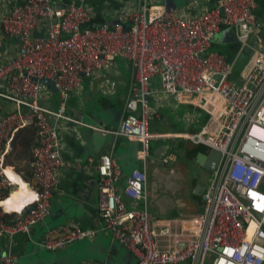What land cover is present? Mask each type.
I'll list each match as a JSON object with an SVG mask.
<instances>
[{
	"label": "built area",
	"instance_id": "1",
	"mask_svg": "<svg viewBox=\"0 0 264 264\" xmlns=\"http://www.w3.org/2000/svg\"><path fill=\"white\" fill-rule=\"evenodd\" d=\"M60 1L0 0V207L9 214L0 217V235L28 233L49 213L59 170L71 164L62 155L60 132L75 130L68 123L83 124L68 112L67 101L81 90L84 76L121 57L132 69L121 127L99 129L136 140L140 165L124 173L114 154L98 155L102 226L130 251L134 264H264V36L256 0H193L199 7L192 13L139 0L138 8L122 7L97 23L86 0L58 6ZM41 21L46 32L35 34ZM225 26L238 43L232 56L211 48ZM41 77L53 81L55 105L47 103L54 91ZM152 79L176 101L204 111L199 128L185 136L220 152L198 209L157 216L148 208L146 165L155 136L149 97L157 92ZM29 124L37 130L25 179L33 196H24L19 209L8 208L3 202L16 182L5 171L15 169L7 155L16 132ZM92 232L71 223L50 227L42 245L62 248ZM15 258L5 251L0 264Z\"/></svg>",
	"mask_w": 264,
	"mask_h": 264
},
{
	"label": "crops",
	"instance_id": "2",
	"mask_svg": "<svg viewBox=\"0 0 264 264\" xmlns=\"http://www.w3.org/2000/svg\"><path fill=\"white\" fill-rule=\"evenodd\" d=\"M21 1V0H17ZM70 0H61L67 3ZM153 4L164 5L165 0H150ZM201 1V0H200ZM212 0H204V2ZM94 9V20L114 17L122 7L139 6V0H86ZM175 7L188 13L199 6L193 0H172ZM179 10V11H180ZM255 11L260 21V31L264 36V0H256ZM96 20L94 23H97ZM46 32V24L41 21L35 34ZM220 37L221 42H232L233 32L223 27L213 37V46ZM228 43V44H229ZM132 79V69L127 60L119 57L108 69L95 76H84L79 92L72 93L67 101L68 112L82 120V123H68L75 130H61V150L65 159L71 162L59 170L58 184L53 191L50 211L43 220L33 225L29 232L1 235V250L15 253L13 264H76L84 259L113 260L120 264H134V257L123 245L115 241L108 229L102 226L98 212L97 177L95 162L102 152L116 156L124 173L140 165L136 157L138 142L117 132H104L99 127L119 130L123 114L125 90ZM157 92L149 97L151 107L149 129L158 139V144L150 140V155L146 165L148 208L157 216L177 213L179 210L199 208L200 198L193 189L197 183V160L200 155L209 156V147L193 142L185 136L193 132L203 121V111L190 102H178L161 91L155 79L151 80ZM104 87H107L105 89ZM52 93L47 103L55 105L58 93ZM71 101V102H69ZM46 102V101H45ZM96 127H93V126ZM77 131V132H76ZM156 156L153 159L151 154ZM207 154V155H206ZM206 155V156H205ZM207 161H209L207 159ZM25 179L27 176L18 170ZM17 176V175H16ZM18 182L20 196L13 198L19 204L30 193L26 192L25 180ZM20 183V184H21ZM20 201V202H19ZM7 204V203H6ZM8 208H11L7 204ZM76 224L92 230L90 236L75 240L62 248L47 249L42 241L47 228L64 224Z\"/></svg>",
	"mask_w": 264,
	"mask_h": 264
},
{
	"label": "trees",
	"instance_id": "3",
	"mask_svg": "<svg viewBox=\"0 0 264 264\" xmlns=\"http://www.w3.org/2000/svg\"><path fill=\"white\" fill-rule=\"evenodd\" d=\"M95 20H93L92 23H94ZM98 21L99 20H96V22ZM212 44H213V41H212ZM229 45L233 52L236 51L238 47V43L234 40V37H233V41L230 42ZM242 62H243V57L234 71H238V69L242 65ZM232 77L236 79L235 72L232 74ZM205 116L206 115L203 114L202 120L205 118ZM36 131L37 130L34 124H29V125H26L24 128H20L14 136V139L12 141V148L9 154L7 155V162L9 164H13L18 170L22 171L26 176H27L26 169H27V166H29V162L31 158V150H32L35 138H36ZM7 167L9 168L13 176L20 175L19 171L14 169L12 166H7ZM199 198H200V195H199ZM200 204H201V201L199 203V207H200ZM7 215L9 214L2 212L1 207H0V217L7 216Z\"/></svg>",
	"mask_w": 264,
	"mask_h": 264
},
{
	"label": "water",
	"instance_id": "4",
	"mask_svg": "<svg viewBox=\"0 0 264 264\" xmlns=\"http://www.w3.org/2000/svg\"><path fill=\"white\" fill-rule=\"evenodd\" d=\"M57 5L58 6H65V3H63V2L60 1V2H57ZM164 5H165V7H175V5L172 2V0H165V4ZM38 79H39V81H41V82L49 85L50 88L54 92L56 91V88L54 86V83H53V81L51 79H48V78H45V77H41V78H38ZM34 144H35V142H34ZM203 158H204V156L200 155V159L197 160V163H199V164L198 165L196 164L197 180L198 181H197V183H196V185H195V187L193 189V191L196 194H200L203 191V189L205 188L206 182H207V178L209 176L210 169H212L213 167H215V165L218 163L219 158H220V152L217 149H215V148H210L209 147V156L208 157L206 156V161H203ZM207 159L209 161H207ZM24 186L27 188V190H30L32 188V185H31V183L29 181H26ZM0 237H1V235H0ZM1 252L2 253L5 252V251H3V248L1 250ZM134 262H135V259H134Z\"/></svg>",
	"mask_w": 264,
	"mask_h": 264
},
{
	"label": "bare ground",
	"instance_id": "5",
	"mask_svg": "<svg viewBox=\"0 0 264 264\" xmlns=\"http://www.w3.org/2000/svg\"><path fill=\"white\" fill-rule=\"evenodd\" d=\"M5 171H6V173L8 174V176L10 177V179L12 180V181H14V182H16V186H15V188L12 190V192H10V196L6 199V201H4L3 203H5V206L6 207H8L7 206V204H9L10 205V207H15L14 209H19L20 208V206L21 205H23L26 201H27V199L28 198H26L25 200H23L22 202H20V204L16 201L15 202V200H13V198H16V197H18V196H20V192H19V188L22 186V183L20 184L19 182H18V180L12 175V173H11V171L9 170V168L8 167H6V169H5ZM17 172V171H16ZM20 173V172H19ZM20 175L24 178V176L20 173ZM19 180L21 179V177L19 176V175H17L16 176ZM24 180H25V178H24ZM21 181V180H20ZM26 190H27V188H26ZM26 192H28L29 193V190H27ZM30 198L33 196L32 194H29L28 195ZM7 203V204H6Z\"/></svg>",
	"mask_w": 264,
	"mask_h": 264
},
{
	"label": "rangeland",
	"instance_id": "6",
	"mask_svg": "<svg viewBox=\"0 0 264 264\" xmlns=\"http://www.w3.org/2000/svg\"><path fill=\"white\" fill-rule=\"evenodd\" d=\"M228 43H229V42H224V41L221 42V41H220V37H217V42H216V44H215L214 46L211 45V48H216V49H218L219 51H221V52H225L227 55L230 54V56H232V55L235 53V51L233 52V51L231 50V47H230V45H229ZM241 57H242V55L239 56V58H238V63L240 62ZM117 59H119V58L117 57ZM238 63L236 64L235 69H236ZM56 94H57V93H56ZM69 102H71V101H69ZM203 113H204V111H203ZM151 141L154 142V144H158V141H159V140H158V139H151ZM151 156H153V159L156 158V156L154 155V153H152ZM147 163H148V160H147ZM15 168H16V167H15ZM16 169H17V168H16ZM17 170H18V169H17ZM150 170H151V164L149 165V168L147 169V173H149Z\"/></svg>",
	"mask_w": 264,
	"mask_h": 264
},
{
	"label": "clouds",
	"instance_id": "7",
	"mask_svg": "<svg viewBox=\"0 0 264 264\" xmlns=\"http://www.w3.org/2000/svg\"><path fill=\"white\" fill-rule=\"evenodd\" d=\"M16 169V168H15ZM17 170V169H16ZM18 171V170H17Z\"/></svg>",
	"mask_w": 264,
	"mask_h": 264
}]
</instances>
